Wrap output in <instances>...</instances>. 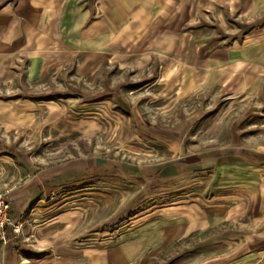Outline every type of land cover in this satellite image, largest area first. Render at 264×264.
<instances>
[{"label":"rangeland","instance_id":"374dc122","mask_svg":"<svg viewBox=\"0 0 264 264\" xmlns=\"http://www.w3.org/2000/svg\"><path fill=\"white\" fill-rule=\"evenodd\" d=\"M239 1L198 9L181 50L82 45L63 20L60 48L1 66L0 192L22 226L0 264H264V9ZM76 159L100 174L12 208Z\"/></svg>","mask_w":264,"mask_h":264},{"label":"crops","instance_id":"0c3cea01","mask_svg":"<svg viewBox=\"0 0 264 264\" xmlns=\"http://www.w3.org/2000/svg\"><path fill=\"white\" fill-rule=\"evenodd\" d=\"M84 2L85 0H81ZM244 10L264 9V0H243ZM102 3L104 16L92 17L80 0H0V68L5 62L25 55L40 56L43 50H56L63 39L59 29L63 20H70L66 29L76 32L81 44L91 43L100 49L118 51L153 50L168 52L184 49V36L192 31L182 29L188 19L205 6L226 5L233 9L239 0H108ZM199 3V6L197 5ZM75 4L77 7L74 9ZM221 13V11H220ZM75 14H77L76 17ZM109 18V20L106 18ZM79 41V40H78ZM98 162L72 160L64 165L27 175L9 193L13 209L28 208L33 199L56 189L75 184L100 174ZM153 171L152 173H155ZM34 199V200H35ZM19 221V220H18ZM9 235H12L8 230ZM10 238V237H9ZM9 243L13 241L9 239Z\"/></svg>","mask_w":264,"mask_h":264},{"label":"built area","instance_id":"2783aa9c","mask_svg":"<svg viewBox=\"0 0 264 264\" xmlns=\"http://www.w3.org/2000/svg\"><path fill=\"white\" fill-rule=\"evenodd\" d=\"M21 226V223L10 213V206L0 192V235L4 237L8 230L17 235L21 231Z\"/></svg>","mask_w":264,"mask_h":264}]
</instances>
